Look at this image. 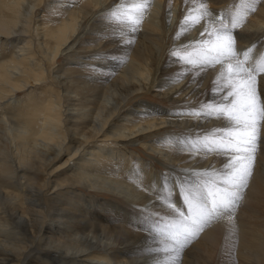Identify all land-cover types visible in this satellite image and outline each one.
I'll return each instance as SVG.
<instances>
[{
  "label": "bare ground",
  "instance_id": "obj_1",
  "mask_svg": "<svg viewBox=\"0 0 264 264\" xmlns=\"http://www.w3.org/2000/svg\"><path fill=\"white\" fill-rule=\"evenodd\" d=\"M42 1L0 0V48L10 49L0 53V264H27L37 246L39 264H264V121L252 174L231 214L182 247L167 243L186 219L183 187L223 173L230 160L195 146L230 126L202 115L205 102L219 103L227 90L226 68L215 74L212 63L189 64L194 53L164 50L165 38L149 24L137 32L120 17L102 20L108 10L88 4L34 29ZM160 1L226 12L235 0ZM237 2L257 11L242 30L228 25L234 44L260 49L264 0ZM178 14L186 23L204 17ZM236 17L225 14L227 22ZM210 23L196 34L204 33L205 45L223 29L206 30ZM79 51L93 52L87 59L94 66L74 57L73 67L55 66L62 54ZM256 85L264 103L262 77ZM149 93L169 109L141 101ZM136 144L168 171L151 190L130 183L141 171L128 170L123 153ZM114 163L123 175L112 172Z\"/></svg>",
  "mask_w": 264,
  "mask_h": 264
},
{
  "label": "snow or ice",
  "instance_id": "obj_2",
  "mask_svg": "<svg viewBox=\"0 0 264 264\" xmlns=\"http://www.w3.org/2000/svg\"><path fill=\"white\" fill-rule=\"evenodd\" d=\"M127 22L136 25L137 21L128 18ZM237 19L231 21L234 30ZM227 25L213 33L215 40L202 49L196 56L189 57V64H205L220 61L229 63L224 87L227 89L220 102L206 101L202 115L223 118L230 126L220 135L204 137L197 147L208 151L230 156L225 171L212 174L208 179L188 183L183 187L182 200L187 211L181 213L186 219L180 222L175 232L168 238L176 246L182 247L189 240L196 238L203 228L212 220L224 214H231L240 199V191L245 188L252 174L253 161L259 143V125L264 121V103L257 92L256 71H264V62L256 70H245L248 52L244 53L245 61L237 59L233 50L235 32ZM207 43V42H206ZM219 175V179H217Z\"/></svg>",
  "mask_w": 264,
  "mask_h": 264
},
{
  "label": "rangeland",
  "instance_id": "obj_3",
  "mask_svg": "<svg viewBox=\"0 0 264 264\" xmlns=\"http://www.w3.org/2000/svg\"><path fill=\"white\" fill-rule=\"evenodd\" d=\"M186 1L191 2L192 0H186ZM85 4L90 5V7L93 6L97 10H100V9H103V11L108 10L106 12H103L104 15L102 14L101 19L104 21L109 22L111 20V22L113 23L114 21L112 19H114V17H118V18L120 17L122 21L125 20L127 22L128 18L131 17L132 19L137 21L136 25L134 26L137 32L143 31L145 27L147 26V24H149L156 31L158 30L157 33L161 32L162 33L161 35L165 38L164 50H168V47H172V48H175V51L177 53L191 51L192 53H194L195 56L202 49L208 47L211 44V43L207 45L202 44L201 39L204 36V33L203 35H200V36L199 34L196 35L198 30L203 29V25H204L203 23L205 20L208 19L211 22L207 26L206 30H214L216 27H224L225 25L228 26L229 24H231V22H227L228 19L225 18V14L235 13V15L237 16L236 18H238L236 28L239 31L251 25L250 24L251 21L249 20L250 18H252L255 11H257V9H254V12L250 13L249 9L244 10L242 5L239 6L237 0L232 1L231 4L227 5L226 12H222L224 9L223 10L219 8L217 9V7H212V6L210 7L212 9H210L208 7L206 8L204 5L202 7L196 6V7H192L188 9L186 7H181V6L174 7L172 6L171 3L169 2L165 3L163 1L161 2L160 0H43L40 5V8L38 7L37 9H34L35 11L33 10L34 15L32 18V27L36 29L37 25L57 24L63 18L66 17L67 12H69L68 10H73L76 6H87ZM179 12L182 18L185 16L186 17L192 16L197 13H200L198 15H201L204 17L203 18L201 17L198 21H192V22L186 23L184 22V20L179 21V19H177V14ZM86 23L87 22L83 20L82 25L85 26ZM177 30L178 32H176ZM248 49L244 47L243 49L242 48L239 49V46L235 44L233 45V50H236L234 51L236 54V57L240 61H245V57H244L245 52H248L249 54L247 61L243 64L245 70H253L252 69L253 67L256 70L258 66L257 64H261L262 62H264V39L262 40V47L260 49H254V48H251L249 50ZM90 51H93V50H90ZM79 52L80 53H77L75 56L74 54H69V53L62 54L60 61H58V63L55 64V66L58 65V66L63 67L64 65L67 67H73V62H75L72 60L73 57L75 58L74 60L76 61L79 60L78 62H82V63H85L86 65L88 64V65L94 66V63L90 61V59L93 60V56L90 54L93 52H84V51H79ZM0 53L3 55L9 56L10 49L5 48L3 50L2 48H0ZM87 58H90V59H87ZM229 63H234V61L212 62V67L216 69L215 74H220V72L222 71V68L223 69L226 68L225 74H228L227 68H228ZM86 68L90 70L89 67H86ZM255 74L258 78L262 77L264 80V71H256ZM49 80L53 82L54 84L53 87L55 91H57L59 89V86L57 85L55 79L49 78ZM40 90L42 91L43 89H40ZM24 96L25 94H21L14 100L18 102L19 100L23 99L22 97ZM37 96L38 94L36 92L32 96V99L37 98ZM141 101L148 102L161 109H169V107L167 106L166 100H163L162 98L160 99L158 97H153L152 93H149L148 95L143 96ZM134 103L135 102H133L132 105H134ZM124 154H126V156L128 155L127 158H130L126 161L127 163H129L128 170L137 169L141 172L143 171L142 172L143 174L145 172L148 174L147 176L144 175L143 177V174L141 172L138 173L139 176H137L136 179L134 178L130 180L131 184L135 185V181L137 180L138 187H141L142 189H146V190H151L154 188V186L157 184L158 181L162 182L165 180V179L163 180L162 178L167 177L168 171L166 172L165 169H163L155 160H153L154 159L153 156L150 157L149 154L144 151V149L143 150L142 148L140 149L139 144H136L134 147H130L126 149L123 155ZM131 155L133 158L131 157ZM65 159L66 157H63L58 163L54 165V167L62 164L65 161ZM151 161H153V163ZM138 164L140 166H137ZM143 164L146 165V169L143 167ZM114 165H115L114 170H112V172L115 171L116 173L120 174L121 171L119 169V166H117V164L115 163ZM121 173H122L121 175H123V172ZM90 194H93V193H90ZM100 196L103 197L105 195L101 194ZM107 199L109 198L107 197ZM167 221H168L167 223L170 226L173 225L172 222H170L169 220ZM167 243L169 245L171 244V246H174V242L171 239H169ZM37 248L38 246L36 247L35 250H32L31 253L29 254L27 258V262H28L27 264H39L40 259L39 257H37L38 255L37 253H40V250Z\"/></svg>",
  "mask_w": 264,
  "mask_h": 264
}]
</instances>
